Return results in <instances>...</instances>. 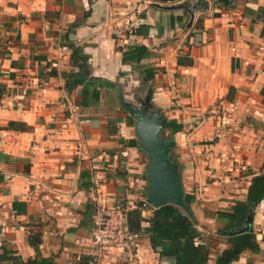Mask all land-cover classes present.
I'll list each match as a JSON object with an SVG mask.
<instances>
[{
  "label": "crops",
  "instance_id": "1",
  "mask_svg": "<svg viewBox=\"0 0 264 264\" xmlns=\"http://www.w3.org/2000/svg\"><path fill=\"white\" fill-rule=\"evenodd\" d=\"M134 9L140 23L118 41L113 29ZM134 45L147 55L123 64L118 48ZM71 46L87 58V79L113 83L96 87V99L65 88L79 72ZM0 84V255L85 264L97 205L127 212L142 203L151 216L131 107L147 96L182 125L163 133L193 198L186 214L211 247L208 264L227 247L215 214L245 201L264 165V0H0ZM250 216L260 250L235 264H264V200ZM139 236L101 264H158Z\"/></svg>",
  "mask_w": 264,
  "mask_h": 264
},
{
  "label": "trees",
  "instance_id": "2",
  "mask_svg": "<svg viewBox=\"0 0 264 264\" xmlns=\"http://www.w3.org/2000/svg\"><path fill=\"white\" fill-rule=\"evenodd\" d=\"M70 60L73 66L78 68V73L70 80H66L65 88L71 91L77 86H83V102L88 94L96 99L98 91L95 88H111L113 83L87 79V58L78 47L71 46ZM122 52L123 64H138L146 55L144 46L119 47ZM143 79L149 82L154 78V72L145 69ZM56 73H51V75ZM87 79V80H86ZM70 80V81H69ZM100 82V84H99ZM5 87L0 84V101L5 95ZM230 95V93H229ZM14 127L15 123H10ZM166 130L171 134L182 131V125L173 120L167 122ZM190 195L185 194V202L189 205L192 201ZM264 200V165L260 174L254 176L247 189L246 199L243 202H235L227 211L216 212L215 218L219 224L216 233L223 236L227 247L217 252L213 264H235L241 254L245 252L258 253L259 245L256 234L253 231L244 232L235 236H224V233L240 229L244 226L249 215H253L255 208ZM136 209L125 212L129 229L140 235L148 237L153 252L158 254V264H208L210 261L211 247L207 243H201L203 235L197 229L193 219L184 213L179 207L167 204L157 209H152L148 219L142 217V203ZM146 221L148 227L143 230L141 223ZM29 242L34 245L29 237ZM90 257L85 264H89ZM9 261L10 264H52L50 259L36 257L22 261L17 257L0 255V263Z\"/></svg>",
  "mask_w": 264,
  "mask_h": 264
},
{
  "label": "water",
  "instance_id": "3",
  "mask_svg": "<svg viewBox=\"0 0 264 264\" xmlns=\"http://www.w3.org/2000/svg\"><path fill=\"white\" fill-rule=\"evenodd\" d=\"M149 100L150 98L147 96L144 101L140 102L138 109L131 106L133 117L136 120L135 132L139 147L148 158L145 201L154 209L172 204L189 215L178 165L171 154L174 140L172 135L167 138L162 136L168 121L163 114L152 110ZM249 231H252V217L250 215L243 227L223 235L235 236Z\"/></svg>",
  "mask_w": 264,
  "mask_h": 264
},
{
  "label": "built area",
  "instance_id": "4",
  "mask_svg": "<svg viewBox=\"0 0 264 264\" xmlns=\"http://www.w3.org/2000/svg\"><path fill=\"white\" fill-rule=\"evenodd\" d=\"M140 14L139 9H134L132 14L124 16L113 29L115 39L122 42L126 40L127 34L138 27ZM139 239L140 236L129 229L123 210L97 205L93 216L89 264H101L112 252L132 251Z\"/></svg>",
  "mask_w": 264,
  "mask_h": 264
},
{
  "label": "rangeland",
  "instance_id": "5",
  "mask_svg": "<svg viewBox=\"0 0 264 264\" xmlns=\"http://www.w3.org/2000/svg\"><path fill=\"white\" fill-rule=\"evenodd\" d=\"M167 134H168V133H165V132L163 133V135H164L165 138H167V136H168Z\"/></svg>",
  "mask_w": 264,
  "mask_h": 264
}]
</instances>
